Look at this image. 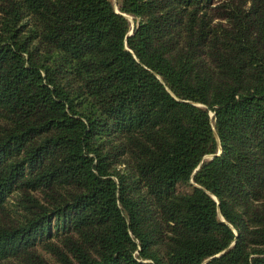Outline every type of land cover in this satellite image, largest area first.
I'll return each mask as SVG.
<instances>
[{"label":"trees","instance_id":"trees-1","mask_svg":"<svg viewBox=\"0 0 264 264\" xmlns=\"http://www.w3.org/2000/svg\"><path fill=\"white\" fill-rule=\"evenodd\" d=\"M0 264H264V0H0Z\"/></svg>","mask_w":264,"mask_h":264},{"label":"rangeland","instance_id":"rangeland-1","mask_svg":"<svg viewBox=\"0 0 264 264\" xmlns=\"http://www.w3.org/2000/svg\"><path fill=\"white\" fill-rule=\"evenodd\" d=\"M114 1H115V0H114ZM128 19H129V21H130L131 26H133V24H134V19H133V17H132V16H128ZM131 32H132V31H130L129 34H131ZM206 158H210V157L207 155ZM182 189L186 190L185 187L182 188Z\"/></svg>","mask_w":264,"mask_h":264},{"label":"water","instance_id":"water-1","mask_svg":"<svg viewBox=\"0 0 264 264\" xmlns=\"http://www.w3.org/2000/svg\"><path fill=\"white\" fill-rule=\"evenodd\" d=\"M128 18V16H126ZM210 158L213 157L214 155H208Z\"/></svg>","mask_w":264,"mask_h":264}]
</instances>
